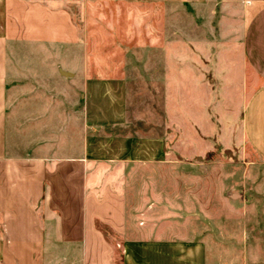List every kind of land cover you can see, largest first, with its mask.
Returning <instances> with one entry per match:
<instances>
[{"label": "crops", "instance_id": "obj_1", "mask_svg": "<svg viewBox=\"0 0 264 264\" xmlns=\"http://www.w3.org/2000/svg\"><path fill=\"white\" fill-rule=\"evenodd\" d=\"M86 1L143 13L209 0ZM236 1L243 71L264 94V0ZM97 60L63 0H0V264H238L222 225L207 227L205 176H184V200L161 198L174 107L159 90H174V69L117 74ZM262 111L249 100L243 126L264 158Z\"/></svg>", "mask_w": 264, "mask_h": 264}, {"label": "rangeland", "instance_id": "obj_2", "mask_svg": "<svg viewBox=\"0 0 264 264\" xmlns=\"http://www.w3.org/2000/svg\"><path fill=\"white\" fill-rule=\"evenodd\" d=\"M217 1L201 7L176 3L143 13L100 1L63 0V7L72 13L87 51L106 70L118 74L139 65L146 70L174 69V90L168 95L159 90V101L163 104L168 97L174 107L173 139L167 141L164 135L159 142L160 150L169 149L173 155L159 159L176 167L173 176L164 179L169 187L162 188L161 198L184 200L185 193L193 191H186L184 176H205L200 188L207 227L217 231L222 225L235 246L225 256H234L238 264H264V158L243 126L245 106L249 100L263 101L264 94L257 93L262 84L243 71L240 4L227 0L216 7ZM148 96L149 90L143 103H150ZM141 113L151 117L148 107ZM147 183L149 179L139 185V194ZM152 195L149 188L140 199Z\"/></svg>", "mask_w": 264, "mask_h": 264}, {"label": "water", "instance_id": "obj_3", "mask_svg": "<svg viewBox=\"0 0 264 264\" xmlns=\"http://www.w3.org/2000/svg\"><path fill=\"white\" fill-rule=\"evenodd\" d=\"M63 75H67L66 73H63Z\"/></svg>", "mask_w": 264, "mask_h": 264}]
</instances>
